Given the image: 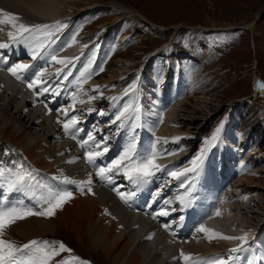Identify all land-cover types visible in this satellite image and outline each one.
I'll return each instance as SVG.
<instances>
[{
	"label": "rangeland",
	"instance_id": "obj_1",
	"mask_svg": "<svg viewBox=\"0 0 264 264\" xmlns=\"http://www.w3.org/2000/svg\"><path fill=\"white\" fill-rule=\"evenodd\" d=\"M81 2H83V4L87 2L86 4L89 5L88 7L95 8L91 11H95L96 9H98V11H103L97 13L94 17L89 16V12L91 11L88 10V14L82 12L79 14L77 13L76 16H70L76 20V29L74 33L83 36L88 35L84 38L79 35L78 39L80 41L87 40L89 43V48L84 53L85 57L83 58L82 64L78 67L76 73L77 77L74 80L69 79L70 81H65L62 76L56 75L59 72L58 69L61 64L55 63V61L50 58L52 56L58 58V54L62 51L57 36L59 32L66 28L65 26L52 38L54 43L51 44V47L42 50V53L32 60L38 61V67L42 66L41 70H46V72H48L44 74V84L38 85L37 93L41 94L43 88L48 89L42 94L46 95L50 93L46 95L48 99L47 107L49 108L47 109L48 111L51 110L50 112H52L55 118L59 117L60 119L61 116H63V109L68 110L69 113H73V116H76L78 113L77 116L81 118V120L88 122L87 129H89V133L87 134L93 133L92 135L96 136V141L101 140V142H107L106 146L109 147L108 152L103 154L104 156L102 155V158L97 163L98 166H102L105 164L104 162L110 164V162H112L111 160L117 159L125 149L123 146L127 148V144H129L130 141L133 142V140H136V151L139 155L142 154L143 156H147V154L149 155L153 152V148L151 149L152 146L146 143L144 137L140 136L138 130L135 131L137 134L134 132L131 135V140L128 142V138H126L127 134L124 133L130 131L129 127L126 125V128L120 131L115 127V123H112L117 111L119 114L127 108V113L129 112L128 114H130L132 112L131 109L134 108L131 107V102L136 99L138 91L134 90L133 92L127 93V95L123 93H125L126 90L130 91L132 89L130 86L134 84L138 85V82L141 84L142 80L147 81L152 75V80H156L155 84H158L161 79L165 78L170 85H177L178 92H174L171 95V99L168 103H165L166 105H164V107L163 104L158 105L161 110L160 114L165 117L167 113L171 114L176 108H181L178 112L176 111L172 114V117L167 123L168 127L171 128L175 125L176 128L174 132H176L177 129L182 127L181 121L190 116L191 113H188L191 110H196L198 111V114H196L198 115L196 116L198 119L196 125L200 126V130L202 131L198 134L188 133L187 135L188 130L185 127L179 135H177L178 133L176 132L175 135L182 137L187 135L188 139L182 141V146L179 144L182 149H179L180 156L175 164H188L191 158L190 156H192L191 159H195L203 152L204 160L202 168L199 170L198 175L191 173L192 180L188 184L182 180L184 177L180 179L172 178L168 174L171 172V169L169 171L162 169V171L157 172L155 177L153 176L149 182L146 183V187L144 186L146 184H144L139 188L155 193V191L159 189L158 187H160V192L162 194L160 193L159 212L165 210L164 212H167V214H164L167 217L165 220L168 219L166 224H164L165 221H163L164 227L167 226L166 228L168 229V227L171 226L176 233L178 230V233L180 232L181 234L186 231L183 235L177 233V236H187L186 238L188 239L194 238L192 240L194 242H205L206 239L203 233L193 229L199 220L192 208L193 193L201 177L204 175L207 176L208 173L213 172L217 175H223L225 177H223L224 180L227 182L229 181V183L232 182V186L239 187L238 184L241 179L243 180V177H245L244 173L250 176V173H248V165L238 168L236 166L237 164L231 160V158H238L241 155L239 154L240 151L246 153V157L244 158L246 161L254 156L255 164L259 165L258 169L255 171L259 173L253 176L255 178L259 177L257 179L259 181L254 186L256 189H262L264 186L261 185V183L264 182V0H82L79 1V4ZM0 11H2L1 8ZM27 17L28 16L22 17V22L26 23V25L28 23L32 24L31 22L34 23V26L40 24L55 25L57 23L65 25L64 19L59 22L53 21L48 23L42 19L32 20L29 16L28 22ZM0 18L3 17L0 16ZM252 23H254V27H252ZM1 27L3 30H9L4 24L1 25ZM20 47H23L21 52L27 51L28 47L23 44L19 45L15 50V55L23 58L24 55L23 57L17 55L19 53L17 51ZM27 56H31V52L27 54ZM41 56L45 57L42 58V61H44L43 63H40ZM46 59H50V62ZM23 60H27V58ZM23 63L34 64L28 63V61H24ZM52 68H55V70H53L54 73H51ZM86 68L88 69L86 73L88 79L85 82L81 78V73L84 72ZM101 69H103V71H101ZM125 76H131L129 80H127L128 82ZM111 77H114L113 81L104 82V79L108 80ZM260 79L262 83L259 82ZM82 80L83 84L81 83ZM45 81H47V83ZM67 82H69V84H67ZM95 82L100 83L101 86H98V84L95 85ZM170 85L167 87L169 88L168 94H170L171 91ZM93 86L96 87L94 88ZM254 87L256 90L262 91H257V93L254 94L255 100L252 101L249 98L255 91ZM96 89L99 90L94 92ZM160 89L164 90L162 87H159V90ZM80 90L84 91L81 92ZM259 92L261 93L259 94ZM85 95L87 96L85 97ZM89 95L93 96V98ZM88 96L90 98H88ZM110 97H119V100H116L114 104L116 108H119L118 110L113 108V101H109L111 99ZM143 97L146 98L147 94ZM86 98L88 99L86 100ZM54 100H56L57 103H55ZM153 100L157 102V100ZM125 104L127 105L125 106ZM82 105L84 107H82ZM28 107L31 109L29 103ZM84 108H87V110ZM89 109H93L96 112L90 113ZM54 111L59 112L54 113ZM102 112L103 115H101ZM10 113L15 115L14 108L11 109ZM105 115L107 118H105ZM101 119L103 121H100ZM107 120H110L109 122L111 125L109 122L108 125L106 124ZM22 124L24 125L25 122ZM27 125L28 124H26V126ZM96 126L98 129L102 128L95 130L94 128H97ZM153 128L155 129L154 132L158 131V133H160L159 127L154 126ZM28 130V132L34 134L38 132V126L28 125ZM218 130V139L213 141V137L217 135ZM58 132L60 135L62 134V130L58 129ZM121 132L122 135H120ZM118 135L127 143L123 140L125 142V144H123L121 137L117 138ZM109 137L111 138L109 139ZM6 142L12 146L14 145L11 142ZM14 147L16 146L14 145ZM142 148L144 150L140 152ZM188 148H190V150ZM120 149L123 150L121 151ZM230 149L236 153L235 157L231 156L230 152L227 153ZM57 150L59 149L57 148ZM144 151L146 152L144 153ZM11 152L13 156H19L20 158L24 156L27 160L24 161L22 159L15 168L9 166L4 167V169L2 168L0 177L3 181L0 178V186L5 188L2 191L3 202H5V199L10 193H16L20 190L22 192L25 191V189L31 188L29 182H32L39 176H42L41 182L43 180V182L46 181L47 184H50L48 183L49 180L47 181L46 174L42 173V169L38 168L27 154L24 153L23 155L15 149ZM109 153L110 156L108 155ZM111 153L113 155H111ZM156 153L159 155L161 152ZM160 155L165 156L163 154ZM12 159L14 158L12 157ZM7 160L8 158L4 161L7 162ZM191 161L189 164H191ZM261 161L263 163H261ZM156 162L158 163L159 160ZM189 167H191V165ZM172 168L176 169L174 165ZM230 168L231 170H229ZM14 169H17L16 174H18L16 178L14 177L15 179L11 177ZM183 170L184 169L179 168V171ZM21 176L24 177L23 182H19ZM110 178H116L115 180L126 179L120 172L111 173ZM153 178L154 182L160 185L157 186V184L153 183ZM161 181L164 182L162 183ZM55 182L56 181H54V183ZM167 182L171 184L170 188L172 189H170V191H167L168 189L163 187V184ZM104 184H107V182ZM189 185H191V202L186 207L180 203L179 197L186 195L185 189ZM75 186V184L72 186L74 190L81 193L82 190L80 189L82 187L80 189L76 187L75 189ZM66 187L68 186H65V191L66 189L68 191L69 188ZM110 187H113V185H110ZM246 187L241 188V190L247 191L248 187ZM249 189L251 190V188ZM241 190L239 193L242 192ZM263 193H261V195H263ZM80 195L87 196L84 195L83 192ZM224 195L226 199V194ZM259 195L260 193L258 192V196ZM247 196L246 199L250 198L251 201L253 200V195L250 194ZM261 197L264 198V196ZM169 199L172 200L170 201ZM244 199L245 198H243V201ZM234 201L235 200L232 199V201H230L231 204ZM170 203H174V205H169ZM257 203H252L251 205L249 203V206L247 205L249 210L254 212L251 214L253 219L259 216L256 213H261L260 208L262 205L264 206V200H262L261 203ZM67 204H69V201L66 202L62 208L64 209ZM164 204L166 208L163 206ZM19 205V207L22 208H29L25 204V200H22ZM230 206L233 215L235 214V216L238 217L237 212H235V206ZM62 208L61 210L58 209L60 211L56 210L55 215H53L54 218L63 210ZM0 209H2L1 206ZM69 214L70 217H73L72 211H70ZM64 216L62 217L63 222H67L69 216ZM187 216H190L189 220L186 219ZM171 217H173L174 220L171 219ZM181 220H188L189 222L184 221L181 223ZM255 221L257 225L260 224V220L255 219ZM180 224L181 229H177ZM184 224L186 227H184ZM187 225L188 227L190 225L188 229H186ZM14 234L11 227H8L5 231L4 238L15 242L17 246H23L26 242L12 238ZM35 240L62 242L67 249L71 250L70 252H61L50 264H60L61 261H68V264H79L80 261L88 262V264H108L105 258L95 254L90 247H88L89 244L86 240L79 242L75 235L65 228L61 229L53 237L49 235L46 238ZM212 241H216V239ZM223 250H225L224 253L227 257L230 252L229 248H223ZM75 258H79V260Z\"/></svg>",
	"mask_w": 264,
	"mask_h": 264
},
{
	"label": "bare ground",
	"instance_id": "obj_2",
	"mask_svg": "<svg viewBox=\"0 0 264 264\" xmlns=\"http://www.w3.org/2000/svg\"><path fill=\"white\" fill-rule=\"evenodd\" d=\"M79 1H82V0H0V8L2 10V11H0V13L8 12L12 15L19 17V20L17 21V23H21L23 21L22 17H24V16L25 17L30 16L31 17L30 19H32V20L33 19H35V20H37V19L41 20L42 19L48 23L49 22L51 23L53 21L59 22V21L64 19L63 21L66 25V28L57 36V38H58V41H59V39H62V38L66 40V50L62 51L60 54H58L57 59H64V60L72 59L73 62L71 64H68L70 66H61L60 65L59 69H58L59 72L57 74L58 75H67L66 73L69 70H70L69 72L71 73L73 71V69L75 68V66L78 65L80 59L84 56L83 54L89 48V46H88L89 43L87 40L80 41L78 39L80 34H77V36H76L72 33V27H74V25H75V23H74L75 19H73L70 16H73V15L76 16L77 13L79 14L82 12L87 13V10L91 11V10H94L95 8L94 7H92V8L88 7L89 5L86 4L87 2L85 4H83V2H81L79 4ZM93 12H95V11L89 12V15L93 14ZM0 19H2V18H0ZM28 22H29V18H28ZM34 22H36V21H34ZM31 23L32 24L28 23L27 25L28 26H34V23L33 22H31ZM23 24L26 25V23H23ZM4 25L7 26L9 28V30H6V29L3 30L1 25H0V43H5V42L11 43V41H9L7 33L9 31H13V29H10L11 27L8 24H4ZM40 25H47V24H40ZM252 27H254V23H252ZM2 30H3V33H2ZM85 36H88V35H85ZM85 36L80 35V37H82V38H84ZM73 39H75L74 44H72ZM19 45L20 44H12V46L10 47L9 50H8V48L5 49L8 55L12 54L14 57L13 58V64H14L13 66L18 65V64H24L23 62L26 60H23V59H26V58L29 60L31 59L30 58L31 56H27V54L30 53L29 48L27 51L21 52L23 47H20L19 50L17 51L19 53L18 54L16 53V54L19 56H22V57L24 55L23 58L17 57L15 55V50H16L17 46H19ZM69 45H71V46H69ZM90 45H91V43H90ZM75 58H78V59H75ZM17 60L19 61V63H16ZM46 60L48 62H50V59H46ZM28 63H34V64H25V65H28V68L20 73L21 77L35 75V78H36L37 66L35 64V61H28ZM8 67H10V62H8V59L3 58L0 55V107H1L0 108V141L11 142L17 148L21 149V151L23 153L27 154V156L32 160V162H34L37 165L38 168L42 169V172H45L47 175H51L53 178H55L57 185L46 184L47 182L46 181L43 182V180L40 184H38V182H37V184H35V185H33V183L31 184V182H29V184L31 185L30 190L26 191L28 189H25L26 192H20L21 191L20 190L19 191L20 193H16V194L10 193L8 195V197L6 198V202L3 203L4 207L5 208L13 207V206L19 207L20 206L19 203L22 200H25V204L29 208L33 209L34 211L42 210V208H41L42 198L46 197L49 192L65 191V186H68L66 188H69L68 192H71L72 196H73V198L69 200V204H67L64 209L62 208L63 210L61 212H59V214L55 218H54V216H51L49 218V217L33 215V216H28L25 219L18 220L16 223L12 224L10 227H11L12 231L15 233L14 237L12 236V238H16L18 240H22V241L27 242L28 240H31V239L46 238L49 235L53 237L61 229L65 228L70 233H73L79 242H83L86 240L89 244L88 247H90V249L95 254L100 255V257L105 258V260L107 261L108 264H185V261L183 263L181 262V260L183 259V257L181 256V252H183L186 255H190L192 257V261H189L188 264H193L194 261H207V260H210V259H213L216 257L227 258L225 256V253H224L225 250H223V248L228 247L230 250L232 248H236L239 246L240 241H238V240L229 241V240L218 239V241H217V239H216L217 242L216 241L209 242V240L207 239L208 233H204V237L206 239L205 242H194V241H192L194 239L193 237H192L193 239H188V238H186L187 236H185V235H184L185 237L179 236V235H178L179 236L178 237L177 236L178 230L176 233L173 230V228H171V226H170V227H168V228H171V230L169 231L166 228L167 226L165 225L166 227H164V225H163V221H164L163 216L154 212L156 210V209L154 210V207H156V205L159 204V202H160L159 200H160L161 196H159V198H158V196H156L155 198L152 196L150 198V200H146L142 196H140V197L139 196H137V197L132 196V192L127 190V189H129V187L126 188L125 184H124V183H131L128 181L127 178L125 179V181H118L119 182L118 184L113 183V182L110 183V184H114L116 186L115 190H112L109 187H106L102 183H100L101 184L100 186L99 185L96 186V184H94L93 180L91 179V181H92L91 185L94 186L92 188V192L86 193V192L82 191L83 194L87 195V196H83V195L81 196L80 194L82 192L79 193L78 191H75L74 188L72 187L73 185H71V184H75V185H78V187H80L82 185V184H80V182L88 180L86 175L89 174L94 167H98L94 164L88 163L85 159V154L87 151L96 150V149H94V145L92 144L91 141H88V138H84V137H81L79 135L78 136L76 135V141L77 142L75 143L72 140V136H73L72 133H69L65 138H62V140H54V137H58L60 134L58 132V129H56L55 127L61 125V123H58L57 121L52 120L51 117H46L44 115V113L42 111H44L45 108L43 107V104L39 103L35 97V96H39V94L32 93L31 96H29L28 94H23V92L20 90V87H21V85L25 84L26 81L22 80V79L17 80L15 77H13L7 71ZM40 73L47 74L48 72H46V70H41V71H39V74ZM152 77H153V75L150 76L147 81L142 80L141 84H139V82H138V85H135L134 89H131L130 91L127 92V93H130V92H133L134 90L138 91L137 98L134 101H132L133 99L131 100L132 101L131 107H134V108L131 109L132 112L130 114H128L129 113L128 112L126 114V118L123 119V125H124L123 127L118 128L117 123H115L114 125H116L115 127H117L118 128L117 130H120V131L124 130L126 128L125 127L126 125L129 127L130 131L129 132L127 131L126 133H124V134H127L126 138H128V142L131 140V135L136 130L139 131L140 136H143L145 138H151L153 141H155L157 143V145L162 148V154L165 155V156H162L163 158L157 159V160H159L158 164L161 166L162 169H164V170L171 169L172 171H174V170L179 171V168L180 169L189 168V166L191 165V164H189V162L191 160H193V159H191L192 156H190L191 158L189 159L188 164H179V165L175 164V162L177 161V159L180 156V150L179 149H182L180 147V145L182 144V141H180V140H183L182 136H177V135H179L184 130L185 127L188 130L187 135H188V133L198 134L200 131H202V130H200V126L196 125V121L198 120L196 117L198 115H196V114H198V111L191 110L188 113V114L191 113L194 116L190 114L189 117L184 118L181 121V126L183 128L181 127L179 129H177L176 132L178 134L175 135L176 134V132H174V129L176 128L175 125H173L171 128V127H168L167 123L169 122V119L172 117V114H174L176 111L178 112L181 108L178 107V108H176L175 111H172L171 114L167 113V115L165 117H163V115H162L163 118H161V114H160L161 110L159 109L158 105L163 104V106H164V105H166L165 103H168V101L171 99V91H170V94H168L169 88H167L168 85H170V84L167 81H163V80H161L158 84H155L156 80H152ZM113 78L114 77H111L108 80L104 79L105 80L104 82L107 83L108 81H113ZM50 79H52V78H50ZM65 81H67V80H65ZM68 81H70V80H68ZM149 81H152V82H149ZM45 82L47 83V81H45ZM97 84H98V86H101L100 83L95 82V85H97ZM258 84H259V82H258ZM258 84H257V86H258ZM159 87H162V89H164L165 91L161 90V89L159 90ZM84 90H82V91L80 90V91L83 92ZM31 91H32V89H31ZM31 91H30V93H31ZM55 92H56V90H55ZM94 92H97V91H94ZM47 94L49 95L50 93H47ZM90 94H92V93H90ZM123 94H125V93H123ZM145 94H147L146 98L143 97ZM46 95L42 94L40 96L43 97V99L45 100ZM86 96L87 95H85V97ZM89 96H88V98H90V97L93 98V96H90V97ZM82 97H84V96H82ZM119 97H114V98L110 97L111 99L109 101H111V100L113 101V104H112L113 108H116V106L114 104L116 103V100L117 101L119 100ZM88 98H86V100ZM49 99H50V97H49ZM71 99H73V98H71ZM95 99H97V98H95ZM153 99L157 100V102L154 101ZM26 100L28 102H30L34 106V108L29 109L28 102H26ZM69 100H70V98H69ZM96 101H98V100H96ZM54 102L57 103L56 100H54ZM50 104H49V106H50ZM86 104H85V106H86ZM126 105L127 104H125V106ZM87 106H88V104H87ZM123 106H124V104H123ZM66 107H67V105H66ZM82 107H84V106L82 105ZM89 107H90V104H89ZM12 108H14L15 115H12V113H10ZM110 108H112V107H110ZM120 108H121V106H120ZM84 109L87 110V108H84ZM116 109L118 110L119 108H116ZM137 109H139L138 112H137ZM40 110H41V112H40ZM109 110H111V109H109ZM49 111H51V110H49ZM66 111H68V110H66ZM89 111H90V113L96 112L93 109H89ZM55 112L58 113L59 111H54V113ZM62 113L64 115V112H62ZM97 113H100V112H97ZM77 114H76V116H77ZM109 114H111V113H109ZM114 114H115V112H114ZM134 114H135V116H134ZM116 115H118V111H117ZM105 118H107L106 115H105ZM100 121H103V120L101 119ZM109 121L110 120H107V123H106L107 125H108ZM23 122H25L24 125L22 124ZM26 124H28L29 126H33V125L38 126V132H35L34 134H32L31 132H28L29 131L28 125L26 126ZM109 124H110V122H109ZM137 125H139V126H137ZM102 126H105V125H102ZM154 126L160 128V133H158V131L154 132V130H155L153 128ZM101 128H99V129H101ZM103 128H105V127H103ZM94 129L99 130L98 127L94 128ZM117 130H115V131H117ZM90 131H91V129H90ZM112 134H114V133H112ZM120 135H122V132L120 133ZM106 136H105V138H106ZM94 137H96V136H94ZM120 137H119V135L117 136V138H120ZM110 138L111 137H109V139ZM121 139H122V137H121ZM95 140H97V139H95ZM123 140L124 139H122V143L125 144L126 141L124 140L125 141L124 142ZM110 143H112V142H110ZM129 143H131V141ZM141 143H142V141H141ZM106 145H107V142H106ZM128 145L129 144H127V146ZM141 145H144V144H141ZM183 146H185V145H183ZM123 147H125V149H126V146H123ZM139 147H140V145H139ZM57 148L59 150H57ZM115 148H116V146H115ZM110 149H111V147H110ZM188 149L190 150V148H188ZM120 150L122 151L123 149H120ZM120 150H119V152H120ZM142 150H144V149L142 148L140 150V152ZM145 152L146 151H144V153ZM228 152H230V154H232L235 157L236 153H234V151H232L230 149L227 151V153ZM115 153H116V151H115ZM224 153H226V152H224ZM239 154H241V155L238 157V159L234 160L237 163V165H239L238 168L244 167L243 165H245V166L248 165V173H250L249 174L250 176H247L246 173L243 172L244 170L242 171L245 174V177H243V180L241 179L242 182L240 181V183L238 184L239 187L238 186H232V182L229 183V181L227 182L226 180H224L225 177L224 178L223 177L216 178L214 175L211 176V175L207 174V176L208 175L210 176V177H208V180L210 178H214V179L220 181V183H222L221 184L222 186L220 188L221 199L220 200L216 199L218 201H217V204L215 205L214 210L211 211L206 218L208 220L209 226H210L208 229L211 231H215L217 233H221V234L226 235V236L239 237V236H243V235L247 234L248 244L245 245V248L247 250L242 252V253L237 254V255H239V258L236 260H233L231 262V264H264V253H263V251H264L263 250L264 249L263 248L264 247V206L263 205L261 206V208H260L261 213L260 214L256 213L259 216L255 217L254 219L251 217V214H253L254 212L250 211L249 207H248L249 203L251 205L252 203L255 204L257 202L261 203V201L264 200V198L261 197V196H264V193H263L264 192V186L262 187L263 191H262V189H256L254 186L259 181V180H257L259 177L258 178L253 177L257 173H259V172H257V173L255 172L258 169L259 165L255 164L254 156L252 158L250 157L246 161V160H244V158L246 157L245 156L246 153L239 151ZM108 155L110 156V153ZM111 155H113V154L111 153ZM116 155H117V153H116ZM118 155H120V154H118ZM121 155H122V153H121ZM261 155H263V154H261ZM105 157H107V156H105ZM101 158H102V156L97 157L95 159V162H97ZM103 159H104V157H103ZM69 161H74V162L69 163ZM111 161H113V160H111ZM104 163L106 164L105 166L109 165V163H107V162H104ZM261 163H263V162L261 161ZM173 165L176 167V169L172 168ZM229 170H231V168ZM120 173L123 174L122 172H120ZM110 174L111 173H109L108 175H110ZM116 176H117V174H116ZM65 178H67L71 181H75L76 183H64L63 180ZM166 180H168V179H166ZM182 180L186 184H188L192 180L191 173H189ZM155 181H156V179H155ZM120 183L123 185H121ZM153 183H155L154 178H153ZM167 183L168 184H165V187H169V189L167 191H170V189H172V188H170L171 184L169 182H167ZM244 183H246V184H244ZM155 184H157V183H155ZM158 185H160V184H157V186ZM208 185H210V184H208ZM261 185H264V182L261 183ZM83 186H86V188H87L86 184H83ZM132 186H135V185L132 184ZM144 186L146 187L147 184ZM157 186H155V187H157ZM246 186L248 187V190L242 191L241 188L246 187ZM76 187L77 186H75V189H76ZM158 188H160V187H158ZM249 188H251V190ZM78 189H80V188H78ZM239 189L242 191L241 193H239L240 192ZM252 189H253V192H252ZM117 190L120 193L125 194L126 196L128 194H131L128 197V203H125L120 199V197L117 195ZM66 191H67V189H66ZM249 192L251 195L254 196L252 198L253 200L251 201V199L249 198V199H244V201H243V198H246L247 195H250ZM258 192L260 193V195H261V193H263V195L258 196ZM172 194H174V193H172ZM224 194H226V199H225ZM155 195H157V193ZM196 196L198 198V202L196 203V206L201 211L208 212L209 206H208V203L203 199L202 193L200 191H198ZM1 197L2 196H0V204L2 203ZM239 197H241V198H239ZM247 197H249V196H247ZM232 199H234L235 201L231 204L230 201H232ZM169 200L171 201L172 199H169ZM238 201H242V202H238ZM161 204H163V203H161ZM171 204L174 205V203H170L169 205H171ZM230 205L235 206V212H237L238 217H236L235 214L233 215ZM163 206H165V204ZM175 206H177V205H175ZM43 207L46 208L47 205H43ZM159 207H160V205H159ZM165 208H166V206H165ZM168 208L170 210L169 206H168ZM105 209H107L108 214H105ZM172 209H174V208H172ZM60 210H58V211H60ZM179 210H177V211H179ZM70 211H72L73 217L69 216ZM164 211H162V212H164ZM217 211H219L221 213L220 216H216ZM177 213H179V212H177ZM166 214H167V212H166ZM63 216L64 217L69 216L68 217L69 220H67V222H63V219H62ZM178 216H179V214H178ZM189 218H190V216H187L186 219L189 220ZM171 219H173V217H171ZM255 219L260 220L259 225L256 224ZM188 220L187 221L184 220V221L189 222ZM191 220H192V218H191ZM184 221L181 220V223ZM171 222H172V220H171ZM177 223H179V222H177ZM121 226H122V228H121ZM212 226H214L216 228H212ZM180 227H181V224L177 229H179ZM184 227H186V225ZM189 227H190V225H189ZM189 227L187 225L186 229H188ZM199 228L200 227H196V230H198ZM183 229H185V228H183ZM184 232H186V231H184ZM184 232H183V234H185ZM183 234H181V235H183ZM194 235H195V233H194ZM148 237H151V239H149ZM249 246L253 250L252 252L249 250Z\"/></svg>",
	"mask_w": 264,
	"mask_h": 264
},
{
	"label": "snow or ice",
	"instance_id": "obj_3",
	"mask_svg": "<svg viewBox=\"0 0 264 264\" xmlns=\"http://www.w3.org/2000/svg\"><path fill=\"white\" fill-rule=\"evenodd\" d=\"M0 16L3 18L0 19V25L8 24L11 26L13 31H9L7 33L9 41L11 43H0V49L10 48L12 44H25L30 52L33 59H35L38 55L42 53V50H46L51 47V44L54 43L53 37L66 25L55 24V25H35L28 26L23 23H17L19 17L12 15L8 12L0 13ZM75 43V39H73L72 44ZM71 46V45H69ZM78 59V58H75ZM52 60L61 65H68L73 62L72 59L64 60L57 59L56 56H52ZM28 68V65L18 64L15 66H10L7 68V71L15 77L17 80H21L22 77L20 75L25 69ZM103 71V69H101ZM88 69L86 68L84 72L81 73V78L86 82L88 76L86 73ZM69 72L67 75H70ZM65 75V79L67 78ZM44 73H40L36 76V78L28 83V87L35 91L36 86L44 83L43 81ZM130 88L134 89L135 84L130 86ZM43 91H47V88H43ZM96 89L95 91H98ZM128 90L125 91L127 95ZM75 99V98H74ZM128 109L120 112L115 116L112 123H117V127H123V119L126 118V113ZM139 109H137V112ZM65 115L67 116V112L65 111ZM103 115V113H101ZM79 121V117L72 116L68 118L63 123V129L66 133L74 134L75 131H79L77 127ZM61 123V121H57ZM119 122V123H118ZM139 126V125H137ZM219 136V130L217 135L213 137V141L217 140ZM88 141H91L94 145V149L89 150L85 154V159L88 163L93 164L97 157L102 156L103 154L108 152V147L106 146V141H96L94 135L90 134L88 137ZM87 143V142H86ZM206 151V150H205ZM163 158L162 155H158L155 151L151 152L147 156L139 155L136 151V143H129L127 148L123 151L122 155H120L117 159L113 160L110 165L99 167L97 170V175L102 180H107L111 183V179L108 176L109 173L114 172H122L123 175L134 185L141 186L149 182V180L155 176L157 172L162 171L161 166L156 162L157 159ZM204 160V154L201 153L200 156H197L195 159L191 161V167L185 168L183 171H171L168 174L174 179H180L181 177H186L189 173L197 174L199 170L202 168ZM74 161H69L72 163ZM24 177L21 176L19 178V182H23ZM64 183H76L75 181H71L67 178L63 180ZM91 178L87 181H82L80 184H86L87 188H82L81 190L86 193H91ZM186 195H182L179 197L181 204L187 206L191 202V185H189L186 189ZM94 194V193H93ZM117 195L120 199L128 203V197L125 194L120 193L117 190ZM72 193L68 191L61 192H49L46 197L42 198L41 208L42 210L34 211L31 208H22L18 206L7 207L0 209V264H50V262L61 252H70V249H67L66 246L62 242L56 241H37L32 240L23 246H17L15 242L11 240H7L4 238L5 231L12 224L16 223L18 220L25 219L28 216H43V217H51L55 215L57 209H61L63 205L72 199ZM246 199V198H245ZM167 203V201H166ZM43 205H47L46 208ZM105 214L107 213V209H105ZM161 214H166L162 212ZM221 213L219 211L216 212V216H220ZM202 233H208L207 239L211 242L213 239H222V240H238L240 244L236 248L230 249V252L227 258L224 257H216L207 261H194L193 264H231V262L236 258L233 254H239L247 249L245 245L248 244L247 234L243 236H226L221 233H217L215 231H211L206 227L201 226L198 229ZM151 239V237H148ZM58 245V247H57ZM181 256L183 257L185 264H188L189 261H192V257L190 255H186L181 252ZM79 260V258H75ZM60 264H68V261H61ZM79 264H88V262L80 261Z\"/></svg>",
	"mask_w": 264,
	"mask_h": 264
},
{
	"label": "trees",
	"instance_id": "obj_4",
	"mask_svg": "<svg viewBox=\"0 0 264 264\" xmlns=\"http://www.w3.org/2000/svg\"><path fill=\"white\" fill-rule=\"evenodd\" d=\"M256 103V102H255Z\"/></svg>",
	"mask_w": 264,
	"mask_h": 264
}]
</instances>
